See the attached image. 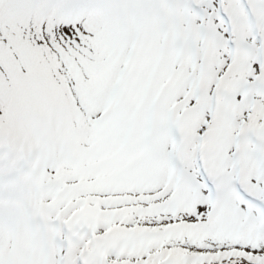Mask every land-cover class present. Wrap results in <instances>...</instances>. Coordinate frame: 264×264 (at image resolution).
<instances>
[{
    "label": "snow or ice",
    "instance_id": "1",
    "mask_svg": "<svg viewBox=\"0 0 264 264\" xmlns=\"http://www.w3.org/2000/svg\"><path fill=\"white\" fill-rule=\"evenodd\" d=\"M0 264H264V0H0Z\"/></svg>",
    "mask_w": 264,
    "mask_h": 264
}]
</instances>
